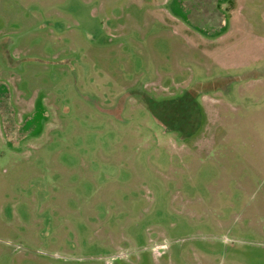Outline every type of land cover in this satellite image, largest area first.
I'll return each mask as SVG.
<instances>
[{"label": "rangeland", "instance_id": "374dc122", "mask_svg": "<svg viewBox=\"0 0 264 264\" xmlns=\"http://www.w3.org/2000/svg\"><path fill=\"white\" fill-rule=\"evenodd\" d=\"M0 264H264V0H0Z\"/></svg>", "mask_w": 264, "mask_h": 264}]
</instances>
